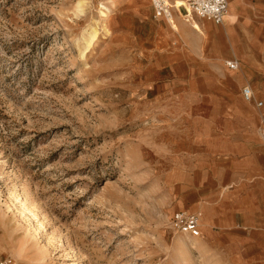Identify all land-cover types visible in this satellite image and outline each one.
<instances>
[{
	"label": "rangeland",
	"instance_id": "1",
	"mask_svg": "<svg viewBox=\"0 0 264 264\" xmlns=\"http://www.w3.org/2000/svg\"><path fill=\"white\" fill-rule=\"evenodd\" d=\"M228 5L0 0V264H264V0Z\"/></svg>",
	"mask_w": 264,
	"mask_h": 264
},
{
	"label": "built area",
	"instance_id": "2",
	"mask_svg": "<svg viewBox=\"0 0 264 264\" xmlns=\"http://www.w3.org/2000/svg\"><path fill=\"white\" fill-rule=\"evenodd\" d=\"M188 7L193 11L194 14L199 17L211 18L216 22L223 20L224 15L227 12L228 0H184ZM151 6L153 9L154 16H162L164 18H170L172 16V8L184 7L185 4L177 5L175 0H151ZM225 64L229 68H236L239 65L237 58H230L225 61ZM242 95L249 99L253 97L251 88L249 85H242ZM262 100H256V105L260 106ZM170 224L176 230L188 232L191 235L199 234V221L196 213L186 210H175L170 215Z\"/></svg>",
	"mask_w": 264,
	"mask_h": 264
},
{
	"label": "crops",
	"instance_id": "3",
	"mask_svg": "<svg viewBox=\"0 0 264 264\" xmlns=\"http://www.w3.org/2000/svg\"><path fill=\"white\" fill-rule=\"evenodd\" d=\"M172 1V0H171ZM150 5H151V3H150ZM152 7V6H151ZM152 11H153V9H152ZM178 12H185V9H184V7H182V6H180V7H177V8H172V18L174 17V16H177V14H178ZM227 14H228V12H226ZM227 14H225L224 15V17H223V21H224V19L227 17ZM154 15V14H153ZM196 15V14H195ZM197 17H199L198 15H196ZM155 18H158V19H162V20H165V18L164 17H162V16H159V17H157V16H154ZM195 18V17H194ZM202 18H206V17H199V19L198 18H196L197 20H199V21H202V20H204V21H206V22H208V23H213V24H216V25H218V24H220V23H215L214 21H212V20H208V19H202ZM222 21V22H223ZM221 22V23H222ZM224 26L227 28V26H226V24L224 23ZM232 58H236V56H233ZM227 68H229L228 66H226ZM238 68H239V65H238ZM229 69H233V68H229ZM242 96V95H241ZM242 98H243V96H242ZM244 99V98H243ZM245 100V99H244ZM256 98H254L253 97V100H245V101H247V102H254V104H256ZM262 106V104L258 107V108H260ZM177 210H183V209H177ZM199 233H200V227H199ZM190 234V233H189ZM191 235V234H190ZM197 235H199V234H197ZM197 235H192V236H197Z\"/></svg>",
	"mask_w": 264,
	"mask_h": 264
},
{
	"label": "bare ground",
	"instance_id": "4",
	"mask_svg": "<svg viewBox=\"0 0 264 264\" xmlns=\"http://www.w3.org/2000/svg\"><path fill=\"white\" fill-rule=\"evenodd\" d=\"M150 2H151V0H150ZM177 5H179V4H185V6H186V13H184V15L186 16V17H195V18H198L199 19V17H197L194 13H193V11L188 7V5L184 2V0H182L181 2L179 1V2H177L176 3ZM229 6V5H228ZM236 10V9H235ZM227 12H228V7H227ZM227 14V13H226ZM237 15H238V13H236ZM235 15V14H234ZM170 18H172V17H170ZM166 19H168V18H165V20ZM202 19H208V20H212L211 18H202ZM195 21V20H194ZM212 21H214V20H212ZM223 21V20H222ZM222 21H220V22H216V21H214L215 23H220L221 24V22ZM171 22H173V21H171ZM236 22V21H235ZM174 23V22H173ZM191 23V22H190ZM194 23V22H193ZM192 24V23H191ZM194 24H196V23H194ZM195 26V25H194ZM236 26V25H235ZM200 28V27H199ZM196 30H197V28H196ZM202 30V29H201ZM220 30V29H219ZM93 32V31H92ZM92 35V34H91ZM219 35H221V34H219ZM89 40V39H88ZM226 65V64H225ZM227 66V65H226ZM236 68H238V66L236 67ZM236 68H234V69H236ZM242 89V88H241ZM240 93H241V90H240ZM241 95H242V93H241ZM243 96V95H242ZM243 98L245 99V100H252V98L253 97H251V98H249V99H246L244 96H243ZM256 105V104H255ZM257 107H259L258 105H256ZM36 231V230H35ZM186 233H188V232H186Z\"/></svg>",
	"mask_w": 264,
	"mask_h": 264
}]
</instances>
